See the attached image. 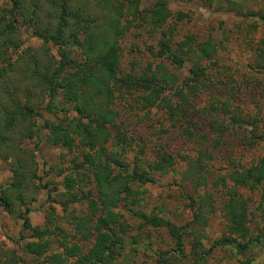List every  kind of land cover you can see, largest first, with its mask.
Instances as JSON below:
<instances>
[{
    "label": "rangeland",
    "instance_id": "1",
    "mask_svg": "<svg viewBox=\"0 0 264 264\" xmlns=\"http://www.w3.org/2000/svg\"><path fill=\"white\" fill-rule=\"evenodd\" d=\"M156 1L139 0L142 14L149 16ZM165 1L169 16L164 23L153 26L138 19L119 40L120 78H142L154 73L167 80L161 78L155 83L162 91L154 104L144 99L146 91L141 87L116 90L110 104L115 118L109 124L104 162L112 168V175H123L116 183L126 181L135 192L127 198L122 192L121 199L111 207L123 215L128 230L119 254L110 264H159L161 252L175 254L174 240L167 228L142 225L134 215L137 211L166 218L179 226L193 221V212L200 209L202 219L193 222V231L188 229L183 234L185 251L199 234L204 249L227 235L224 202L228 190H236L246 202L249 235H260L264 227V180L258 189L249 190L234 185L227 175L234 166H251L264 154V0ZM4 5L7 0H0V6ZM190 35L192 40L184 45L181 66L159 53L161 38H168L170 49L178 51ZM21 37L23 46L40 42L29 31L22 30ZM207 40L216 49L210 56L200 57L198 44ZM197 65L204 70L203 85L190 90L184 81L191 78ZM181 90L185 100L181 99ZM161 98H167L172 109ZM57 104L70 107L60 98ZM63 113L43 112L37 120L38 137L28 144L36 145L37 175L41 183L47 184L30 204L27 216L33 228L22 230L21 220L0 206V264L9 263L10 253L18 256L14 264H43L41 257L24 251V244L35 239L36 227L50 240L47 253L63 249L75 252L68 255L66 264L77 263L78 256L94 242L92 226L78 227V218L89 214L88 204L85 200L72 201L65 188L66 177H73L72 192L79 196L81 191L90 190V198L101 207L94 176L78 164L83 149L67 152L47 138L49 128L44 120L56 122L66 113L74 115L72 109ZM217 123L221 132L214 127ZM186 128L191 135L184 132ZM162 155L170 156L172 162L165 163ZM198 157L203 177L197 183L188 168L189 161ZM134 171L146 172L150 180L132 179L130 173ZM10 175L7 163L0 158V188L9 182ZM66 201L64 207L62 203ZM171 260L182 262L180 258ZM263 263L264 244L252 245L246 254L230 246H217L203 262ZM184 264L193 263L185 260Z\"/></svg>",
    "mask_w": 264,
    "mask_h": 264
},
{
    "label": "trees",
    "instance_id": "2",
    "mask_svg": "<svg viewBox=\"0 0 264 264\" xmlns=\"http://www.w3.org/2000/svg\"><path fill=\"white\" fill-rule=\"evenodd\" d=\"M168 16L165 0H157L149 16L142 14L139 0H7V5L0 6V158L7 163L11 174L9 182L0 188V206L21 220L22 230L33 228L27 216L30 204L38 190L46 188L47 184L41 183L37 175L36 145L28 144L33 137H38L37 120L43 117V112L66 113L72 109L74 115L63 113L58 121L44 120V123L49 128L47 138L53 145L67 152L83 149L78 164L85 167L86 172L90 171L99 189L101 207L90 198V190L76 196L72 192L73 177H66L65 188L72 201L85 200L89 208V214L78 218V227L82 229L89 224L95 233L93 244L78 256L75 264H110L122 248L128 224L123 215L111 207L121 199L122 192H125L123 198L135 192L126 181L116 183L123 175H112V168L104 162L105 144L110 140L109 124L115 118L110 104L114 92L123 87H141L146 91L144 99L154 104L162 91L155 83L167 78L154 73L142 78L131 75L120 78L119 40L138 19L158 26ZM22 30L40 40L39 44L23 46ZM186 38L178 51L170 49L168 38H161L159 53L181 66L186 51L184 45L192 36ZM215 49V44L209 40L198 44L200 57L210 56ZM192 72L191 78L184 81V86L190 90L203 85V67L197 65ZM182 91L181 99L185 100L186 94ZM57 98L69 104V109L58 106ZM162 100L172 109L167 98ZM218 124L214 127L221 132ZM184 132L191 135L188 128ZM161 159L167 164L172 162L170 156L162 155ZM115 161L120 163L117 158ZM202 168L199 157L189 161L188 171L197 183L203 177ZM227 175L236 186L258 189L264 180V154L251 166H234ZM130 177L141 182L150 180L144 171H134ZM62 204L65 207L68 202ZM134 215L142 225L163 226L171 234L175 254L168 256L161 252L159 264H177L171 258H180L181 264L185 260L203 264L217 246H230L246 254L252 245L264 244V227L260 235H249L247 205L236 190H228L224 202L227 235L215 239L207 249L199 237L202 234L193 238L188 251L184 248L183 234L188 229L193 231V222L202 219L200 209L193 212V221L179 226L166 218L140 211ZM34 229L35 239L24 244V251L41 257L43 264H66L68 255L75 253L72 249L47 253L50 240L41 229ZM8 258V264L19 261L16 253H10Z\"/></svg>",
    "mask_w": 264,
    "mask_h": 264
}]
</instances>
